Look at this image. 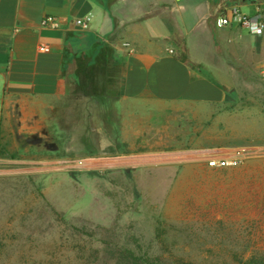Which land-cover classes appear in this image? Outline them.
<instances>
[{
    "label": "rangeland",
    "instance_id": "obj_1",
    "mask_svg": "<svg viewBox=\"0 0 264 264\" xmlns=\"http://www.w3.org/2000/svg\"><path fill=\"white\" fill-rule=\"evenodd\" d=\"M226 87L223 109L184 123L154 116L129 131L127 145L99 147L109 131L76 124L60 146L35 132L26 152L9 148L15 160L0 161V264H113L120 246L165 264H264V79ZM184 151L198 156L85 162ZM222 156L240 161L209 166Z\"/></svg>",
    "mask_w": 264,
    "mask_h": 264
},
{
    "label": "crops",
    "instance_id": "obj_2",
    "mask_svg": "<svg viewBox=\"0 0 264 264\" xmlns=\"http://www.w3.org/2000/svg\"><path fill=\"white\" fill-rule=\"evenodd\" d=\"M233 3L264 9V0H0V161L30 149L35 132L60 146L78 124L109 131L99 147L123 146L154 116L184 123L223 109L227 84L264 79V31L215 24ZM45 15L59 26H42ZM87 16L88 28L75 23Z\"/></svg>",
    "mask_w": 264,
    "mask_h": 264
},
{
    "label": "built area",
    "instance_id": "obj_3",
    "mask_svg": "<svg viewBox=\"0 0 264 264\" xmlns=\"http://www.w3.org/2000/svg\"><path fill=\"white\" fill-rule=\"evenodd\" d=\"M90 17L77 18L75 23L81 28H88V23ZM215 24L218 27L226 25H237L241 28L246 29L251 34H257L264 31V9L257 7L253 13H245L241 10L238 3H233L229 7H226L220 11V13L215 18ZM41 25L44 27H57L59 26L58 19L52 15H45L41 20ZM47 49V47H44ZM209 166H227L236 165L239 163L240 159L238 156H222L209 158Z\"/></svg>",
    "mask_w": 264,
    "mask_h": 264
},
{
    "label": "trees",
    "instance_id": "obj_4",
    "mask_svg": "<svg viewBox=\"0 0 264 264\" xmlns=\"http://www.w3.org/2000/svg\"><path fill=\"white\" fill-rule=\"evenodd\" d=\"M187 58L185 50L180 48L178 59L185 61ZM113 264H165L159 258L148 257L147 255L135 252L127 246H120L115 256H112Z\"/></svg>",
    "mask_w": 264,
    "mask_h": 264
},
{
    "label": "bare ground",
    "instance_id": "obj_5",
    "mask_svg": "<svg viewBox=\"0 0 264 264\" xmlns=\"http://www.w3.org/2000/svg\"><path fill=\"white\" fill-rule=\"evenodd\" d=\"M198 155H195L194 152L191 151H184V152H175L172 154H163L161 158H156L155 156L148 155V156H139V157H132L128 159L124 158H105V159H87L85 162L87 165H95V164H114V163H123V162H143V161H153L158 159H188L194 158Z\"/></svg>",
    "mask_w": 264,
    "mask_h": 264
},
{
    "label": "water",
    "instance_id": "obj_6",
    "mask_svg": "<svg viewBox=\"0 0 264 264\" xmlns=\"http://www.w3.org/2000/svg\"><path fill=\"white\" fill-rule=\"evenodd\" d=\"M232 97L229 95V94H226V96H225V99L226 100H229V99H231Z\"/></svg>",
    "mask_w": 264,
    "mask_h": 264
}]
</instances>
